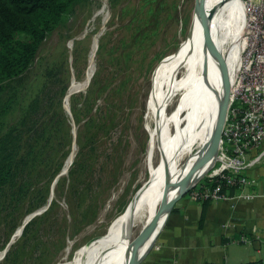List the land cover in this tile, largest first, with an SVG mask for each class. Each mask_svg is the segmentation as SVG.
I'll list each match as a JSON object with an SVG mask.
<instances>
[{
	"label": "rangeland",
	"instance_id": "1",
	"mask_svg": "<svg viewBox=\"0 0 264 264\" xmlns=\"http://www.w3.org/2000/svg\"><path fill=\"white\" fill-rule=\"evenodd\" d=\"M193 4L84 0L42 42L34 64L3 84L0 131L11 133L5 153L17 165L0 187V264H54L104 246L105 231L159 163L158 150L146 156L145 101L156 65L191 30ZM206 178L183 195L213 201L192 199ZM157 249L156 240L136 264H153Z\"/></svg>",
	"mask_w": 264,
	"mask_h": 264
},
{
	"label": "bare ground",
	"instance_id": "2",
	"mask_svg": "<svg viewBox=\"0 0 264 264\" xmlns=\"http://www.w3.org/2000/svg\"><path fill=\"white\" fill-rule=\"evenodd\" d=\"M241 8L240 0H205L201 27L194 18L178 50L164 56L156 65L145 101L143 125L148 133L146 156L151 159L158 150L159 163L150 168V176L135 201L105 231L104 246L54 264H125L132 254L142 251L150 242L160 204L207 167L212 156L210 135L219 122L224 101L212 53L217 50L221 55L224 78L230 86L241 45L239 35L244 20ZM91 73L89 67L86 81ZM172 99L173 110L168 113L167 106ZM185 155L187 159L181 163ZM71 159L72 154L65 167ZM164 183L168 188L163 191ZM132 224L135 228L129 233L125 228ZM116 231L122 232L121 237ZM19 232L20 227L15 235ZM116 236L118 245L112 246Z\"/></svg>",
	"mask_w": 264,
	"mask_h": 264
},
{
	"label": "built area",
	"instance_id": "3",
	"mask_svg": "<svg viewBox=\"0 0 264 264\" xmlns=\"http://www.w3.org/2000/svg\"><path fill=\"white\" fill-rule=\"evenodd\" d=\"M240 3L244 17L242 38L227 113L211 171L203 176L216 184H200L192 193L194 200L210 198L236 203L264 198V187L248 190L259 181L258 175H250L249 171L260 169L264 176V0ZM232 187L236 188L233 193L225 190ZM253 239L259 236H239L244 243Z\"/></svg>",
	"mask_w": 264,
	"mask_h": 264
},
{
	"label": "crops",
	"instance_id": "4",
	"mask_svg": "<svg viewBox=\"0 0 264 264\" xmlns=\"http://www.w3.org/2000/svg\"><path fill=\"white\" fill-rule=\"evenodd\" d=\"M259 181L249 191L264 187V176L251 170ZM242 233L258 235L250 243ZM159 249L153 262L170 264H245L264 259V198L231 202L213 200L195 203L180 197L158 236Z\"/></svg>",
	"mask_w": 264,
	"mask_h": 264
},
{
	"label": "trees",
	"instance_id": "5",
	"mask_svg": "<svg viewBox=\"0 0 264 264\" xmlns=\"http://www.w3.org/2000/svg\"><path fill=\"white\" fill-rule=\"evenodd\" d=\"M82 1L84 0H0V92L4 83L23 75L34 64L42 42L57 25L72 14L76 4ZM10 134L9 131H0V187L13 178L14 167L17 165L13 155L5 153L6 138H10ZM215 184L216 181H213L211 186ZM226 190L233 193L236 188ZM262 263L264 261L245 264Z\"/></svg>",
	"mask_w": 264,
	"mask_h": 264
},
{
	"label": "water",
	"instance_id": "6",
	"mask_svg": "<svg viewBox=\"0 0 264 264\" xmlns=\"http://www.w3.org/2000/svg\"><path fill=\"white\" fill-rule=\"evenodd\" d=\"M204 1L205 0H194L193 9H192L191 21L195 18L196 21L198 22V24L200 25V27H201L202 4ZM212 54L214 55L216 62H217V67L219 70L220 84H221L222 92L224 94V101H223L222 112H221L219 122L216 125L215 130L212 131V133L210 135V145L212 146V156L210 157V160H209L207 167L203 171H201L199 174L191 177L181 187L178 188L176 194L173 197H171L169 199H165L160 204L159 209H158V213H157V226L150 236V238H151L150 242L145 247V249H143L142 251H140V250L136 251L134 254H132L128 258V260L126 261L125 264H136L137 261L140 258H142V256H144V254L147 253L153 247V245L155 244L162 228L164 227V224L167 220V217H168L169 213L171 212L172 207H173L174 203L176 202V200H178L184 193H186L189 190V188L192 185H194L199 179H201L209 171V169L213 165V162H214L217 150H218V144H219L220 136L222 133V128L224 125L226 113H227V108H228V103H229L230 86L228 85V82L224 78V74H223L224 66H223V60H222L221 55L219 54V52L217 50L213 51ZM165 109H166V107H165ZM34 214H36V213H34ZM34 214H32V216ZM161 218H163V219H161ZM26 221L24 222L23 225H25ZM160 221H161V223H160Z\"/></svg>",
	"mask_w": 264,
	"mask_h": 264
}]
</instances>
